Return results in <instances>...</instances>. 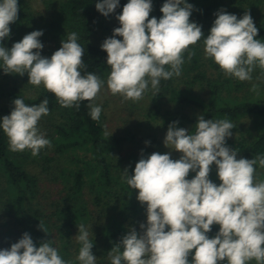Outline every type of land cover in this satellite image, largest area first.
<instances>
[{
    "label": "clouds",
    "instance_id": "obj_1",
    "mask_svg": "<svg viewBox=\"0 0 264 264\" xmlns=\"http://www.w3.org/2000/svg\"><path fill=\"white\" fill-rule=\"evenodd\" d=\"M119 3L99 0L95 7L108 17ZM152 8V0H128L116 16L120 27L101 45L111 69L106 83L113 95L139 101L149 84L157 95L161 79L180 76L184 54L190 61L195 55L190 46L201 39L205 58L214 60L226 76L251 81L255 68L264 70V42L257 39L250 13L238 19L221 9L205 37L202 26L190 20L194 6L188 0H166L159 19H149ZM18 13V0H0V68L5 74L27 73L30 84H42L62 107L79 109L81 101H89V115L99 121L102 107L91 101L105 81L92 72L82 74L87 64L78 34L67 33L50 58L41 55L42 30L7 48L3 41ZM251 91L259 94L258 85L253 84ZM13 103L10 114L0 121L9 148L31 150L38 156L41 149L52 146L38 127L42 116L49 114V101L28 105L19 97ZM178 123L169 125L164 144L182 153L179 159H172L171 153L145 157L142 152L134 174L123 171L122 179L138 190L137 200L146 205L147 222L140 224V232L130 227L113 246L108 252L111 264H249L253 260L264 264V179H256V166L264 168V154L237 159L236 149L227 146L235 128L227 119L206 120L200 115L191 133ZM213 164L219 186L209 178ZM190 172L196 174L187 179ZM213 225L220 226L219 232L209 238ZM38 227L48 233L41 220ZM78 229L75 238L81 247L76 260L96 264L87 227L81 223ZM52 245L49 239L37 247L25 232L10 249H0V264H73Z\"/></svg>",
    "mask_w": 264,
    "mask_h": 264
},
{
    "label": "trees",
    "instance_id": "obj_2",
    "mask_svg": "<svg viewBox=\"0 0 264 264\" xmlns=\"http://www.w3.org/2000/svg\"><path fill=\"white\" fill-rule=\"evenodd\" d=\"M228 1L229 4L223 0H188V3L194 6L190 20L202 25L205 21L216 19L215 13L221 9L239 17L244 14L239 12L243 10V5L250 1V9L256 11L262 0ZM97 2L99 0H60L55 6L57 18L43 26L35 18L30 0H18V19L10 24L11 33L3 41V46L11 48L26 34L37 30L43 31V35L39 37L41 43L51 37L62 46V40L67 38V33L76 32L78 43L84 49L83 60L87 64V69L82 70V74L85 71L92 72L104 79L111 71L107 65V53L102 50L101 45L92 42V38L98 32L100 24L109 16L105 17L97 11L95 7ZM152 2L154 3L152 17L159 19L163 15L160 9L166 0ZM127 3L128 0H120L116 9L117 15L122 13ZM230 7H235V10L230 11ZM255 26L258 29L257 39L264 42V20L261 25ZM116 27H120L117 19L108 26V37L113 35ZM184 59L180 76H173L168 80L161 79L157 95L154 96L152 90L149 116L157 121L159 119L165 130H168L170 124L178 121L177 127L187 129L189 133L194 131L200 115L206 120L227 119L230 122L249 119L254 121L255 131L227 138V146L233 147L238 153H248L249 150L248 155L253 158L258 154H264V90L258 95L240 97L243 85L239 79L226 76L219 66L214 75H210L201 60L193 56L189 61L187 52ZM15 82L14 79L12 84ZM1 96L10 101L7 105L1 106L0 121L5 115L10 114L14 108V100L19 97L28 105H38L47 99L50 110L46 115L48 123L46 130L52 146L46 148L53 149L52 157L46 155L44 149H41L38 156H33L31 150L27 149L22 152L11 151L8 137L0 128V173L5 178L8 193L6 203L1 200L0 204L5 205L7 214L13 217L11 223L15 233L10 234L13 243L18 242L25 232L31 235L37 247L41 241L52 239V246L57 248L61 257L75 264L81 245L74 241L73 230L81 223L86 225L91 217H94L85 199L87 191H90L94 196L92 199L94 205L111 214L102 226L97 240H92L94 244L92 252L97 257L96 264H111L108 252L119 243L123 235L127 234L130 227H135L140 232L139 226L144 219L141 213L144 211L143 206L139 202H134L137 198L132 194L130 186L121 180L116 151L122 140L116 134L107 131L102 116L99 121L91 118L89 101H81L79 109L75 106L65 108L45 87L35 97L29 98L16 85L12 91H5ZM91 103H95V99ZM168 103L180 110H190V113H163V106ZM27 162H32L31 166L40 165L46 175L48 173L45 172V168L55 169L56 179L63 184L64 196L53 204L51 213L33 207L39 195L40 179L38 175L30 172L28 168L30 165L27 166ZM40 220L49 234L38 227ZM219 228V225H213L212 231L208 233L209 238H213L219 232ZM6 235L0 233V244L8 240ZM13 243L10 242V246Z\"/></svg>",
    "mask_w": 264,
    "mask_h": 264
},
{
    "label": "rangeland",
    "instance_id": "obj_3",
    "mask_svg": "<svg viewBox=\"0 0 264 264\" xmlns=\"http://www.w3.org/2000/svg\"><path fill=\"white\" fill-rule=\"evenodd\" d=\"M59 1L60 0H30L31 10L33 11L35 18L40 24L44 26V24H48L49 22L57 18V10L55 9V6H57V3ZM225 1L228 4L230 3L228 0H223V2ZM249 3L243 5V10L239 12L244 14L245 12L250 13L251 17L253 18L254 24L261 25L264 20V0L261 1L259 8L256 9V11L250 9ZM152 6L153 8L150 12L149 17H152L154 15L152 14L154 10L153 2ZM229 10L233 11L235 10V7H230ZM243 15H240L237 18H242ZM116 16L117 11H115V13L110 14L108 19L102 22V24H100L98 32L92 38V42L102 45L104 40L109 38L108 26H110V24L112 25L116 21ZM214 20L215 18H212L210 21H205V23L201 25L205 37L210 34V29L213 26ZM54 41L55 40H53L51 37H48L42 42V44L44 45L43 49L40 50L42 56L50 58L54 54V52L61 47L56 41ZM190 50L195 52L194 58L197 60H201V62L203 63L202 65L205 64L208 73L213 76L215 71H217L218 69V65L214 62V60L205 58L203 39H201V41H199L197 44L191 45ZM251 75V81H241L243 85V90L240 91V97L256 94L251 91L253 84L258 85L259 94L264 90V70L255 68ZM14 79L16 82L13 85L12 83ZM102 80L105 81V84L101 91L98 93L97 97L95 98V104L102 107L101 116L103 118L107 131L109 133L116 134L122 140L120 147L116 151V160L119 165L121 178L125 169L128 170L129 175L134 174L135 164L141 158L142 152L145 157L151 155L153 152H159L160 154L171 153L172 159H179L182 153L170 149L164 144L167 130L162 128L161 121L159 119L157 121L151 116H149V111L152 102L151 85L149 84L148 90L143 93L142 99H140L139 101H132L125 100L119 94L113 95L107 87V77ZM15 85L16 87L21 89V92H23L26 97L29 98L35 97L44 87L42 84L40 86L30 84L29 76L27 73H25L23 76L19 74L13 76L12 74H5L3 68H0V108L2 105H7V102L10 101L9 99L1 95L4 94L5 91H12ZM197 88L198 86L196 87V89ZM175 107L174 105L168 103L163 106L164 109L162 112L169 114H178L179 112L190 113V110H180L179 108ZM231 123L235 125V128L232 129V136L239 133L242 134L243 132L245 133L249 131H255L254 121L252 122L249 119H241ZM47 126V118L46 116H42V118L38 122V127L40 131L45 134V137L49 139L48 131L46 130ZM146 141L150 143L146 144ZM43 149L46 155H48L49 157L53 156V149H48L46 147ZM247 152L249 153V150H247ZM248 153H238L237 159L242 157L247 158L249 160L253 159V156L248 155ZM30 164H32V162H27V166ZM40 167L41 166H37V164L34 166H28L30 172L38 175L40 179L39 195L34 201L33 207L36 206L47 213H51V210H53V204L56 203V201H60L64 196L63 184L59 179H56L55 169L50 168V170H46L45 168V172L48 173V175H46L43 173ZM195 174L196 173L194 172H190L187 179L194 178ZM209 178L218 186L221 183L217 175V168L215 164L211 166ZM4 179L5 178L0 173V203L1 200L6 203V197L8 194L6 192V185ZM256 179H264V168H260L258 165L256 166ZM131 191L132 194H134V196L137 198L138 190H133L131 188ZM93 197L94 196L90 193V191H87L85 196L87 206L91 210L92 215H94V217H91V220L85 225L90 233L89 238L91 241L97 240L98 234L101 232L102 226L106 223V220H108L109 216L111 215L108 214V211L106 212L105 209L103 210L102 208H97L92 201ZM134 202L138 203L139 201L135 199ZM4 206L5 205L1 206L0 204V233H6V237L8 240H5L6 242L0 244V246L2 249H10V242H14L13 237L10 234L13 232L15 233V228L13 227V223H11L13 222V217L7 214V210ZM143 208L144 211L141 212L144 217L142 223L146 224V205H144ZM73 232V239L75 242H77L75 236L78 235V227L75 228ZM98 245L100 244L98 243ZM75 262V264H79L78 260H75ZM249 264H256V261H250Z\"/></svg>",
    "mask_w": 264,
    "mask_h": 264
}]
</instances>
